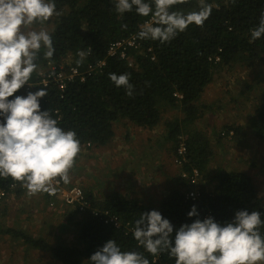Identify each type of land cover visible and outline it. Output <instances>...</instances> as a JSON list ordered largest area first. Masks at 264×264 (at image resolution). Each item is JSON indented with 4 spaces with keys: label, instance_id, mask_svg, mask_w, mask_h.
Returning a JSON list of instances; mask_svg holds the SVG:
<instances>
[{
    "label": "trees",
    "instance_id": "16d2710c",
    "mask_svg": "<svg viewBox=\"0 0 264 264\" xmlns=\"http://www.w3.org/2000/svg\"><path fill=\"white\" fill-rule=\"evenodd\" d=\"M205 2L212 6V11L202 26L190 25L170 42L161 43L138 37L141 25L151 20V16L141 17L135 10L121 15L115 10L114 0H54L57 14L44 23L53 25L49 34L54 53L50 59H45V49H41L36 60L37 72L29 82L35 85L32 92L44 89L47 93L40 101L41 110H49L63 130L75 131L81 148L90 145L86 148L88 151L108 147L115 137L114 125L119 121L127 128L135 126L148 130H155L163 123L164 138L151 150L158 154L170 145L181 164V173L173 178V187L157 208L144 205L139 196L120 192L104 195L99 200L88 186H84L91 210L80 214L79 219H75L78 211L74 212L67 221L78 228L83 247L52 246L20 231H6L7 234L21 239L23 245L49 251L60 264H90L91 256L112 239L122 251L143 253L150 264H175V258L168 252L152 256L135 240L133 229L141 213L159 211L174 230L208 217L225 224L233 221L239 210L259 211L264 220V206L250 176L243 172H225L221 168L214 174L209 172L213 151L206 136L195 126L209 111L200 101L216 70H248L258 61H264V36L257 40L251 37V30L259 25L264 14V0ZM199 6L200 0H179L171 10L187 13L198 11ZM131 36L136 37L139 49H127L125 58L108 56L114 42ZM80 53L85 55L82 57ZM69 56L81 72L101 62L104 66L84 82L68 83L63 94L54 85L48 88L38 85L40 72L61 64ZM110 73L130 75V83L134 85L132 97L123 87L115 86L109 78ZM246 93L240 92L241 95ZM27 94L24 87L15 95ZM166 110L178 111L180 116L164 121L162 115ZM255 112L250 127L254 136L264 140V98ZM229 128L234 130L235 136L242 132L238 126ZM181 144L185 148L183 155H179ZM194 171L200 177L197 186L182 176L185 173L192 177ZM212 182L216 185L210 193L207 186ZM21 187L10 177H0V202L14 191L21 194L24 190ZM192 191L199 192L200 197L189 199ZM193 206L198 216L190 218L188 213ZM94 209L117 216L120 225L105 223L102 216L93 215ZM260 231L264 235V227Z\"/></svg>",
    "mask_w": 264,
    "mask_h": 264
},
{
    "label": "clouds",
    "instance_id": "9594fccd",
    "mask_svg": "<svg viewBox=\"0 0 264 264\" xmlns=\"http://www.w3.org/2000/svg\"><path fill=\"white\" fill-rule=\"evenodd\" d=\"M178 2L114 0V5L121 15L135 10L141 17L151 16L150 21L141 25L138 37L165 43L190 25L202 26L212 11V6L205 0H200L198 11H172ZM56 14L54 0H0V117H3L0 122V177L19 182L29 196H38V206H42L47 214L53 215L55 220L65 218L67 222L77 211L63 208V204L52 208L51 198L43 193L54 192V182L70 183V172L78 154L90 146L81 148L75 131L63 130L49 110H41L40 101L47 95L44 89L29 91L26 96L15 95L26 85L31 87L29 82L37 72L36 60L41 49H45V59H50L54 53L49 32L31 30V26L44 24ZM262 36L264 14L259 25L251 30L252 40ZM109 78L116 87H123L129 97L133 96L134 85L130 83L129 74L110 73ZM222 136L232 137L234 132L228 128ZM183 154L179 148V155ZM175 157L181 169L178 157ZM207 191L210 192L208 188ZM188 215L190 218L198 216L195 206ZM77 216H80L78 212ZM261 227H264V220L259 211L239 210L234 220L225 224L208 217L174 230L169 220L159 211L152 210L140 214L133 236L152 256L168 252L175 258V264H264ZM89 261L90 264H150L143 253L122 251L113 239L97 250Z\"/></svg>",
    "mask_w": 264,
    "mask_h": 264
},
{
    "label": "rangeland",
    "instance_id": "374dc122",
    "mask_svg": "<svg viewBox=\"0 0 264 264\" xmlns=\"http://www.w3.org/2000/svg\"><path fill=\"white\" fill-rule=\"evenodd\" d=\"M52 27V24H34L31 30L49 32ZM72 59L69 56V61ZM241 91H246V95H241ZM262 98L264 61H258L248 70H216L200 101L209 111L195 126L206 136L213 151L209 172L214 174L221 168L225 172L247 174L264 206V140L254 136L250 127ZM162 116L166 121L179 117L180 113L166 110ZM232 126L240 127L242 132L235 136L232 130L234 136H222L224 130ZM131 127L133 130L119 121L114 125L115 137L108 147L79 153L67 185L80 187L83 191L84 186H88L99 200L113 192L136 195L144 205L157 208L169 188L173 187V178L180 175L181 169L170 145L163 147L161 154L151 150L157 141L164 138L163 123L155 130ZM215 185L210 183L208 190L213 192ZM21 191V194L16 191L8 194L0 202V264H60L49 251L23 245L21 239L7 234L11 230L44 240L52 246H84L75 225L67 223L60 214L57 216L61 219L55 220L53 215L38 206V196H29L25 190Z\"/></svg>",
    "mask_w": 264,
    "mask_h": 264
},
{
    "label": "built area",
    "instance_id": "2783aa9c",
    "mask_svg": "<svg viewBox=\"0 0 264 264\" xmlns=\"http://www.w3.org/2000/svg\"><path fill=\"white\" fill-rule=\"evenodd\" d=\"M150 21V20H149ZM155 24H153L154 26ZM140 44L137 42L135 36H131L127 39L118 40L114 42L108 51L109 57L120 56L121 58L126 57L127 49H139ZM218 60V59H217ZM104 66V62L98 64L97 67H86L84 72H81L77 67L74 66L73 59L69 61V57L65 59L61 64L51 65L48 69L43 70L39 73V82L38 85L42 86L43 88H48L49 86H56L60 91V94H63L67 84L73 82L75 80H79L80 82H84L86 79L91 77L93 74L97 72ZM28 85L25 86V91L28 93L29 91L32 92L35 85ZM0 122H2V118L0 117ZM232 134V133H231ZM90 146V145H88ZM185 148L184 145L181 144L180 152L181 154L184 153ZM179 163V162H178ZM180 164V163H179ZM185 179H189L191 185L197 186L196 184L199 181V174L197 171H194L193 176L189 177L185 173L182 174ZM59 180V178H57ZM55 191L52 193H43L48 195L50 200V206L55 208L57 204H63V208L67 207L72 211H78L79 214H82L86 210H91V203L86 200L83 190L80 187H71L67 184H64L63 181L59 183L54 182ZM27 192V189L21 187ZM4 193L2 194V196ZM200 197V193L197 191H192L188 194V198L191 200H196ZM94 216H102L107 224H114L116 227L120 225L119 218L114 215H110L106 211L94 209L93 210Z\"/></svg>",
    "mask_w": 264,
    "mask_h": 264
},
{
    "label": "crops",
    "instance_id": "0c3cea01",
    "mask_svg": "<svg viewBox=\"0 0 264 264\" xmlns=\"http://www.w3.org/2000/svg\"><path fill=\"white\" fill-rule=\"evenodd\" d=\"M165 158V157H164Z\"/></svg>",
    "mask_w": 264,
    "mask_h": 264
}]
</instances>
